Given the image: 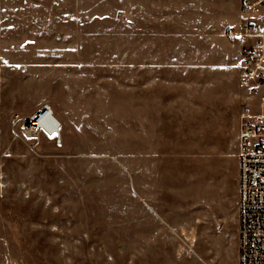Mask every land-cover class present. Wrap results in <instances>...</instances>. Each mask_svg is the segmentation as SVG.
<instances>
[{"label": "rangeland", "instance_id": "obj_1", "mask_svg": "<svg viewBox=\"0 0 264 264\" xmlns=\"http://www.w3.org/2000/svg\"><path fill=\"white\" fill-rule=\"evenodd\" d=\"M250 19L240 0H0V264H238L257 96L228 32ZM45 105L60 137L27 134Z\"/></svg>", "mask_w": 264, "mask_h": 264}, {"label": "built area", "instance_id": "obj_2", "mask_svg": "<svg viewBox=\"0 0 264 264\" xmlns=\"http://www.w3.org/2000/svg\"><path fill=\"white\" fill-rule=\"evenodd\" d=\"M263 10L264 0H240L242 14L260 15ZM228 35L247 41L241 51L239 83L250 96H257L255 111L247 104L239 110L238 264H264V17L247 20L239 33L229 30ZM16 118L25 124L26 117ZM35 130L56 135L44 128Z\"/></svg>", "mask_w": 264, "mask_h": 264}, {"label": "bare ground", "instance_id": "obj_3", "mask_svg": "<svg viewBox=\"0 0 264 264\" xmlns=\"http://www.w3.org/2000/svg\"><path fill=\"white\" fill-rule=\"evenodd\" d=\"M30 125H33L30 130L27 131V134L35 133V128H44L49 132H56V136H61L60 127L61 122L54 115L52 109L47 105V107L42 108L39 112L35 113L33 117H31Z\"/></svg>", "mask_w": 264, "mask_h": 264}, {"label": "crops", "instance_id": "obj_4", "mask_svg": "<svg viewBox=\"0 0 264 264\" xmlns=\"http://www.w3.org/2000/svg\"><path fill=\"white\" fill-rule=\"evenodd\" d=\"M262 17H264V10L260 13V15H257V19H260ZM244 41H246V40H244ZM237 178H238V176H237Z\"/></svg>", "mask_w": 264, "mask_h": 264}, {"label": "water", "instance_id": "obj_5", "mask_svg": "<svg viewBox=\"0 0 264 264\" xmlns=\"http://www.w3.org/2000/svg\"><path fill=\"white\" fill-rule=\"evenodd\" d=\"M28 126H30V123L29 124H27Z\"/></svg>", "mask_w": 264, "mask_h": 264}]
</instances>
